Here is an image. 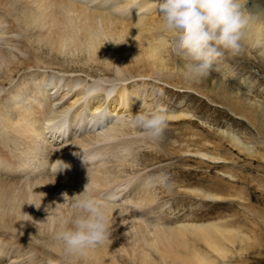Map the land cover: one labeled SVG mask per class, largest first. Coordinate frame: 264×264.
I'll list each match as a JSON object with an SVG mask.
<instances>
[{
  "label": "bare ground",
  "instance_id": "obj_1",
  "mask_svg": "<svg viewBox=\"0 0 264 264\" xmlns=\"http://www.w3.org/2000/svg\"><path fill=\"white\" fill-rule=\"evenodd\" d=\"M146 1L135 5L134 0H0V5L8 10L14 3L8 12L15 17L17 27L22 28L24 24L27 30L29 24L34 23V28L47 29L54 38L48 34L44 37L46 43L59 51L68 50L72 54L86 46L91 57H107L109 67L117 65L115 81L126 83L129 79L122 75L124 65L145 62L152 74L166 67L161 55L166 42L152 33V29L164 28L161 17L135 19V13L150 11ZM32 6L35 13L31 12ZM244 13L248 23L242 29L241 41L254 46L264 41V19H248ZM114 14L116 18L112 17ZM59 15L62 18L57 19ZM36 17L38 22H32ZM49 20H52L50 26ZM76 32L82 39L76 37ZM11 33H14L13 28ZM24 34L28 35V31ZM101 38L106 39L107 46L100 43ZM109 50L114 51L113 55ZM17 59L13 53H0L3 85L14 84L17 75L33 65ZM38 81L40 85L34 84V90L29 89L25 81H19L0 98V264H14L12 259L27 261L25 264H59L64 263V259L73 264H118L117 254L129 257L132 264H216L217 255L226 259L227 244H236L239 236L221 224L173 227L133 221L132 218L137 217H133V213L143 209L154 211L156 200L150 186L139 191L140 180L137 182L136 176L128 175L126 169L129 166L135 169V163L126 160L124 153L119 155L120 147L132 155L137 140L122 141L120 137L127 133L121 123H117L119 127L102 131L108 115L94 97L89 100L90 93L105 91L113 80L108 84V80L100 79L96 85L83 89L86 105L75 111L68 123L69 107L57 108L56 99L47 97L40 87L43 77L39 76ZM73 84L78 86L79 81ZM30 93L36 94L38 103L29 104ZM129 94L126 89L118 93L116 107L120 109L117 112L129 107V101L134 99ZM111 113L113 111L109 115ZM48 115L55 117L45 124ZM179 117L171 118L179 121ZM51 129H58L56 136ZM92 160L96 161L91 163ZM59 161L67 167L56 171ZM87 183L92 195L109 205L112 233L103 246L88 249L84 255H69L57 234L71 226L76 212L70 203H65L62 193L69 197L79 194ZM138 217L141 219L140 215ZM153 254L159 260L154 259Z\"/></svg>",
  "mask_w": 264,
  "mask_h": 264
},
{
  "label": "rangeland",
  "instance_id": "obj_2",
  "mask_svg": "<svg viewBox=\"0 0 264 264\" xmlns=\"http://www.w3.org/2000/svg\"><path fill=\"white\" fill-rule=\"evenodd\" d=\"M134 1L138 5L146 0ZM147 1L150 11L154 13L150 15V11L141 10L135 13L136 20L161 17L158 5L162 0ZM235 2L242 14L246 12L248 19H264V0ZM33 8L31 12L35 13ZM8 10L0 5V53H13L17 61H30L33 65L17 75L13 86L3 85L1 71L0 98L19 81H25L27 86L29 84L28 88L34 90L40 83L38 77L42 76L44 81L40 87L44 89L45 95L56 99L57 108L69 107L68 123L70 116L86 105L82 91L87 90L88 85L94 86L100 79L108 80V84L113 80L105 91L90 93L89 100L94 97L108 115L102 131L119 127L117 123H121L127 133L120 137L122 141L137 140L132 155L124 151L123 147H120L119 155L123 156L124 153L126 160L135 163V169L130 166L126 169L128 175L138 176L135 180H140L138 183L142 184L139 191L150 186L156 200L152 215L150 209H143L144 214L141 211L133 213V217L137 215L132 218L133 221L158 226H162V223L171 224L173 227L181 224H221L225 229L237 232L239 237L236 244H227L229 253L226 259L215 256L216 264H264V41L254 46L240 41V44L244 43L239 55L233 57L225 54L214 63L209 77L193 82L185 78L183 61L175 54L173 42L176 33L167 30L165 25L164 28L160 26L152 29V33L166 42L161 48L166 69L159 68L158 73L152 74L145 62L124 65L121 67L122 75L129 80L122 83L115 81L117 65L109 67L107 57H91L89 51L85 50L86 46L72 54L68 50L59 51L46 43L44 37L51 35L47 29L42 30V33L33 27L34 23H30L27 30L21 23L22 28H19L15 17L9 16ZM112 17L116 18V15ZM60 18L62 15L57 19ZM32 22H38L37 17ZM12 28L14 33H11ZM26 31L28 35L25 36ZM79 36V32H76V37ZM100 43L107 46L105 38H101ZM113 53L109 50L110 55ZM32 81L37 83L32 84ZM76 81H79L78 86L73 84ZM122 89H126L134 99L128 102L126 110L117 112L120 109V106L116 107L118 93ZM29 96V104L39 102L36 94L30 93ZM142 105L143 110H153L157 106L167 110L168 126L159 143L145 139L141 130L130 123L132 115H136ZM111 110L114 114L109 115ZM175 116H180L179 121L171 118ZM54 117L46 116L45 124ZM51 126L54 128L55 123ZM57 131L50 130L54 136ZM160 174L168 176L170 190L156 185L155 180ZM126 257L117 254V262L120 260L118 264H132ZM153 258L159 260L155 254ZM64 260V263L61 261L59 264H73ZM16 262L25 264L27 261L11 260V263Z\"/></svg>",
  "mask_w": 264,
  "mask_h": 264
},
{
  "label": "clouds",
  "instance_id": "obj_3",
  "mask_svg": "<svg viewBox=\"0 0 264 264\" xmlns=\"http://www.w3.org/2000/svg\"><path fill=\"white\" fill-rule=\"evenodd\" d=\"M158 8L166 29L176 33L173 47L183 61L186 79L203 80L210 76L214 63L222 56L239 55L242 29L248 20L235 0H162ZM130 123L141 130L145 139L159 143L168 126L167 110L163 106L143 110L142 105ZM62 167L67 166L59 161L56 171ZM155 183L166 190L171 188L166 174H160ZM62 196L76 212L71 226L57 234L67 254L84 255L88 249L103 246L110 240V207L92 195L89 183L79 194L69 197L62 193Z\"/></svg>",
  "mask_w": 264,
  "mask_h": 264
}]
</instances>
